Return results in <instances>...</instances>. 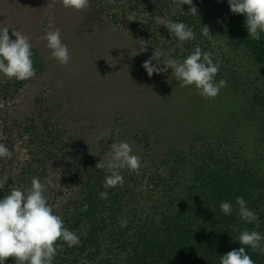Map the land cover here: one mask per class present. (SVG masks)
<instances>
[{"label":"trees","instance_id":"1","mask_svg":"<svg viewBox=\"0 0 264 264\" xmlns=\"http://www.w3.org/2000/svg\"><path fill=\"white\" fill-rule=\"evenodd\" d=\"M204 1L224 18L222 29L229 41L264 65V33L259 41L249 38L246 16L234 14L228 0ZM91 7L87 17L94 10ZM13 12L0 15V28H9L13 40V29L30 38L36 76L19 81L0 73V143L13 152L11 159L0 158V179L5 174L9 177L0 189V199L12 187L27 190L33 177L42 183L52 180L56 187L48 188V202L80 241L72 247L58 241L62 248L53 264H220V256L241 247L255 264H264V254L238 241L244 230L264 235V114L253 115L258 122V129H251L254 140L243 141L231 125L219 124L221 113V117L211 116L218 107L210 105L211 109L204 97L201 103L188 98L183 109L172 106L171 100L181 98L180 84L170 75L150 77L151 83L160 85L159 94L150 99H143L149 91L146 86L132 83L126 95L104 108L93 94H79L81 83L68 86L64 78L67 74L76 78L70 71L96 47V21H109L97 15L87 23L90 27L62 28L61 40L71 56L64 66L41 39L46 30L39 26L29 32V17ZM193 17L183 20L192 24ZM94 30L97 34L91 35ZM200 36L197 32L195 39L181 42L171 58L186 59L199 46ZM175 40L163 42L162 49L167 50ZM199 47L204 52L208 49ZM111 61L122 67L115 59ZM213 61L220 65L215 81L226 80L227 86L215 98L204 100L213 104L217 98L228 97L222 109L231 118L235 104L240 105L236 94H230L232 89L237 92L232 81L236 77H223L224 63ZM131 74L138 76V71L131 70L126 79ZM171 83L174 86L168 87ZM170 88L171 93L178 92V101L172 96L163 98V90ZM127 136L141 147L140 174L122 169L123 187L105 188L110 173L107 168L97 169L96 164L101 160L106 164L112 144ZM104 191L107 199L99 196ZM241 196L259 217L258 228L240 218L236 198ZM221 202L232 204L230 215L221 211ZM122 221H127L126 227H121ZM5 264L15 261L9 258Z\"/></svg>","mask_w":264,"mask_h":264},{"label":"rangeland","instance_id":"2","mask_svg":"<svg viewBox=\"0 0 264 264\" xmlns=\"http://www.w3.org/2000/svg\"><path fill=\"white\" fill-rule=\"evenodd\" d=\"M193 4L198 9V15L192 18V24L185 23L183 20L184 16H191L189 13L190 6L185 4L177 7L173 0H94L92 1L91 9L94 8V10L91 17L86 16L89 12L88 8L81 11L65 8L61 0H0V15H10V12L14 10L15 13H13L20 16L24 12L29 17L28 19L32 21L29 32L30 30L35 31L39 26L46 31H53L57 27L60 30L62 28L63 30H69L84 26L90 27L87 23L91 21L90 18L97 15L98 17L101 16L104 21L108 20L107 23L96 21L94 27L99 32V38L96 39V44L94 43L96 47L83 58L85 60L82 64L70 71L69 74L75 73L76 78L68 74L64 78L65 85L68 86L81 83V86L78 85V88H80L79 94L86 91L93 94L95 99L104 104V108L108 107L110 103H115L122 95H126L135 83L138 86H141L139 84L141 83L142 86L144 85L149 89L143 99H150L151 95L159 94L160 85L151 83L152 78L149 77L142 65L152 57L155 48L163 50L167 56L171 57L175 48L181 45V41L162 24L164 21L185 23L193 30L195 35L197 32L201 35L197 45L206 46L208 49L205 52H211L213 59L221 60L224 63L226 69L223 71L222 76L226 78L236 77L232 81L234 86L237 87V92L235 93L232 89L230 94H236V101L240 105L235 104L231 112L237 115L234 116L233 113L230 118L229 114L222 109L223 101L226 100L225 105H228V97L217 98L215 99L218 100L217 103L212 104L213 101L204 100L205 98L196 91L194 85L178 87L180 101L176 98L178 95L176 90L171 93L173 88L166 90L165 93L163 90V98L166 99V96H172L178 101L171 100L172 106L180 109H183L182 104H185L190 97L199 102L203 98V101L209 107L210 105L218 107L217 112H211L210 114L216 118V116L221 117V113L222 117L219 118L221 119L219 124L221 123L222 126L231 125L230 127L234 128V133L239 139L252 142L254 136L251 134L253 132L251 129H258L256 117L258 118L259 115L264 114V65L257 64L247 49L234 46L229 41L222 29L225 25L224 18L217 14L214 8L207 5L204 0H193ZM202 26L209 27L213 39L209 40L203 36ZM137 32H140V34ZM143 32L146 33L145 38L142 37ZM96 34L97 31L94 30V34L91 35ZM167 35L170 36L168 40L166 39ZM174 39L178 42L171 44L167 50L162 49L163 42L170 43ZM111 59H115L116 65H122V67H115ZM160 59L159 66L164 67L163 57ZM174 59L181 61V58ZM152 63L156 65L155 60ZM131 70H137L140 78L131 74L126 79L125 76ZM172 71L169 68L167 73H154L152 77L157 79V77L172 76ZM79 74L84 76L83 80L79 78ZM237 77L240 78L237 79ZM144 80L147 83H144ZM171 86L174 85L171 83L168 87ZM75 91L78 92V89ZM121 141L129 143L133 149V154L139 157L141 147L136 144L134 139L127 136L125 140Z\"/></svg>","mask_w":264,"mask_h":264},{"label":"clouds","instance_id":"3","mask_svg":"<svg viewBox=\"0 0 264 264\" xmlns=\"http://www.w3.org/2000/svg\"><path fill=\"white\" fill-rule=\"evenodd\" d=\"M65 8H72L77 11L90 8V0H61ZM177 7L182 5L190 6V14L198 15V9L193 0H173ZM230 10L234 14L246 16L245 26L249 38L255 41L261 39L264 33V0H228ZM171 34H174L179 41H191L195 39V33L183 22L164 21L162 23ZM202 34L209 40L213 39L208 26H202ZM13 40L9 36V28H0V73L7 78H15L19 81H26L36 76V70L32 57V44L30 38L20 30L13 29ZM47 41V47L52 50L51 56L61 65L67 66L71 56L67 45L62 43L60 29L46 31L41 37ZM163 57L164 67H160ZM156 61L153 65L152 61ZM149 77L154 73H167L171 68L172 76L180 82L181 87L195 86L196 91L205 99L215 98L221 88L227 86V81L221 79L218 83L215 77L219 72V62L213 61L211 52H204L196 46L194 52L187 56L182 62L167 56L158 48L152 57L142 65ZM112 153L107 163L103 160L96 164L97 169L107 168L109 175L104 181L105 188L123 187L125 180L121 174L122 169L140 174L142 167L140 158L133 154V149L127 142L112 144ZM13 152L4 144L0 143V158L11 159ZM9 177L7 174L0 179V189H4ZM49 187H56L51 179L42 183L39 178L33 177L31 187L21 190L15 187L10 193L0 199V264H5L9 258H13L15 264H53L58 250L62 248L63 241L69 247L79 244V237L68 230L63 220L54 214L53 206L48 202L46 195ZM101 199H107V191L99 193ZM239 205V216L247 223H255L259 227V217L247 207V202L241 197L236 198ZM87 205H85V210ZM220 209L225 215L232 212V204L221 202ZM127 221L121 222V227H126ZM238 241L252 251H260L264 254V235L258 231L244 230L240 233ZM220 264H255L244 247L234 249L227 254L220 256Z\"/></svg>","mask_w":264,"mask_h":264}]
</instances>
